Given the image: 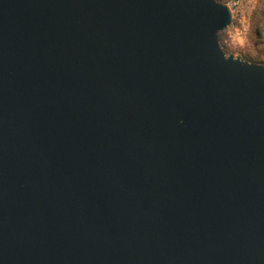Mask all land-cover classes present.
<instances>
[{"label":"water","instance_id":"water-1","mask_svg":"<svg viewBox=\"0 0 264 264\" xmlns=\"http://www.w3.org/2000/svg\"><path fill=\"white\" fill-rule=\"evenodd\" d=\"M217 0H0V264H264V63Z\"/></svg>","mask_w":264,"mask_h":264},{"label":"rangeland","instance_id":"rangeland-1","mask_svg":"<svg viewBox=\"0 0 264 264\" xmlns=\"http://www.w3.org/2000/svg\"><path fill=\"white\" fill-rule=\"evenodd\" d=\"M228 5L231 23L219 33L225 54L264 63V0H217Z\"/></svg>","mask_w":264,"mask_h":264}]
</instances>
